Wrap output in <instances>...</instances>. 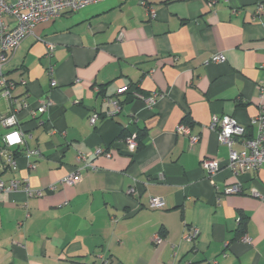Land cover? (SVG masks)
<instances>
[{"label": "crops", "instance_id": "0c3cea01", "mask_svg": "<svg viewBox=\"0 0 264 264\" xmlns=\"http://www.w3.org/2000/svg\"><path fill=\"white\" fill-rule=\"evenodd\" d=\"M217 53L225 60L211 61ZM4 71L27 81L14 95L32 105L53 100L28 141L43 152L36 168L22 155L4 177L28 176L46 189L74 169L78 152L91 166L78 184L39 197L0 193V264H264V199L254 193H264V165L234 175L229 147L210 127L213 115L226 114L245 137L257 133L264 0H102L37 23ZM123 86L160 96L150 105L119 93ZM105 97L120 99L121 110L108 115ZM182 122L199 135L195 144L177 133ZM133 132L142 144L129 153L124 140ZM99 148L111 155H97ZM206 159L221 163L211 176ZM237 181L242 191L218 202ZM151 197L164 205L151 208ZM240 219L245 233L236 237ZM189 226L199 229L194 241L183 238Z\"/></svg>", "mask_w": 264, "mask_h": 264}, {"label": "built area", "instance_id": "2783aa9c", "mask_svg": "<svg viewBox=\"0 0 264 264\" xmlns=\"http://www.w3.org/2000/svg\"><path fill=\"white\" fill-rule=\"evenodd\" d=\"M102 0H0V193L4 191L12 192L22 190L27 197H39L46 190H55L58 185H76L82 180L83 170L90 167L87 158L89 154L78 152L76 156L77 164L73 170L60 178L57 182L50 184L45 188H34L30 183L28 176L21 178L4 177L5 172H14L18 169L19 156L31 157L27 167L35 169L38 160L43 156L40 147H30L28 141L33 138V129L46 124L43 117L53 104L50 95H46L38 100L36 105L29 103L25 97H19L13 94V90L18 83L26 84L25 78L19 80L9 77L4 71V65L9 61L14 52L18 49L22 41L32 33L34 26L43 21H48L67 13H74L79 9ZM261 5L259 9H261ZM150 16L155 17L154 9H148ZM122 36V33H120ZM54 45H48L46 56L50 58L54 51ZM225 57L217 53L211 58V61H224ZM54 67L50 65L48 73L51 75V85L56 86L57 81L53 77ZM260 95L264 93V84L259 86ZM119 93H127L136 98H140L150 105H154L159 93H153L148 96L137 91L136 88L123 86L118 89ZM110 105L107 111L108 115H115L122 108L120 99L115 97H105ZM27 115L32 123L31 128H26L22 116ZM98 119V114L90 116V123L94 125ZM251 124L256 125L257 133L251 138L245 137L246 128L230 115H213L210 127L217 132L218 140L229 147L228 167L234 175L254 171L264 165V108L261 112L251 119ZM177 133L187 135L190 145L195 144L199 135L191 133V127L188 123L182 122L177 126ZM239 140L241 148H234V144ZM125 146L129 153L135 152L139 147L137 133L133 132L125 137ZM96 154L110 156L109 150H96ZM203 168L211 176L221 166L217 159H206L202 163ZM135 188L131 187L130 191ZM242 191L241 183L234 182L226 186L223 194H218L217 201H221L225 194L238 193ZM260 198L264 199V193L254 191ZM164 205L161 197H151L149 206L151 208H160ZM29 216V213L27 214ZM199 234V229L195 226H189L184 233L183 238L187 241H194ZM156 243H160L163 238L160 234L154 237ZM102 257V256H101ZM108 262V259H105ZM216 263V261H214Z\"/></svg>", "mask_w": 264, "mask_h": 264}, {"label": "trees", "instance_id": "16d2710c", "mask_svg": "<svg viewBox=\"0 0 264 264\" xmlns=\"http://www.w3.org/2000/svg\"><path fill=\"white\" fill-rule=\"evenodd\" d=\"M137 139L139 141V143L141 142V136H139V134L137 133ZM142 143L139 144V147ZM240 221V227L238 232L236 233V237L241 236L245 233V222L243 220H239Z\"/></svg>", "mask_w": 264, "mask_h": 264}]
</instances>
